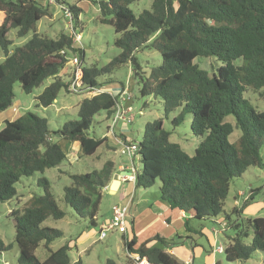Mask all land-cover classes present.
Wrapping results in <instances>:
<instances>
[{"label":"trees","instance_id":"trees-1","mask_svg":"<svg viewBox=\"0 0 264 264\" xmlns=\"http://www.w3.org/2000/svg\"><path fill=\"white\" fill-rule=\"evenodd\" d=\"M56 1L67 6L76 29L79 7L65 0ZM88 1L97 5L100 22L113 27V44L120 52L101 67H81L82 86L78 93L92 94L78 103V119L64 122L54 132L49 130L46 118L30 111L3 122L0 201L7 202L16 196L15 184L21 177L43 173L48 168L59 169L67 160V143H77L84 155H93L98 148L107 146L105 136L90 137L86 130L99 111L104 110L111 117L120 92L113 95L95 89L114 82H100V77L130 62L140 83L139 93L160 98L164 117L177 109L178 114L171 119L174 126L190 114L191 132L201 138L193 154L188 155L169 140L170 132L163 129L161 118L147 122L142 138L135 141L136 163L140 167L136 169L134 189H148L158 180V198L170 209L195 220L213 221L221 215L225 227L222 253L227 261H244L256 250L264 251V217H243L244 204L227 212L223 209L232 179L251 166L264 167L260 152L264 142V110H257L243 96L248 88L259 91L264 87V0H152L151 9L137 15L127 6L136 0ZM44 2L45 5L38 0H0V112L13 105L15 82L29 93L52 78L36 95L38 105L49 106L61 88L69 92V74L66 80L61 74L67 57L78 52L83 59V51L72 42L70 31H61L55 38L37 32L38 21L50 15L49 4ZM10 29L15 30L16 38L27 37L26 41L11 47L13 41L7 37ZM143 49H155L161 57V62L150 67L147 74L134 55ZM198 56H214L222 65L208 74L194 62ZM237 59L240 63L234 64ZM121 89L122 92V85ZM259 95L264 96V90ZM229 115L234 118V125L225 120ZM233 127L239 129L240 135L231 142L228 138ZM117 136L126 139L120 133ZM62 140L64 146L59 143ZM109 149L115 150L113 146ZM113 173L111 159H106L98 169L70 173L69 184L63 187L64 202L77 216L94 224L103 191ZM36 184L42 193L30 195L24 207L12 209L9 214L16 222V264H69L68 243L55 250L49 247L62 232L41 225L47 217L61 219L64 211L50 192L46 177H39ZM183 224L190 232L187 220ZM39 243L47 251L42 260L34 253ZM123 244L128 253L145 257L148 264H180L166 251L176 243L158 235L138 246L134 236L125 238ZM9 247L0 240V249ZM105 264L113 262L107 260Z\"/></svg>","mask_w":264,"mask_h":264},{"label":"rangeland","instance_id":"rangeland-1","mask_svg":"<svg viewBox=\"0 0 264 264\" xmlns=\"http://www.w3.org/2000/svg\"><path fill=\"white\" fill-rule=\"evenodd\" d=\"M38 1L45 5L44 0ZM65 1L71 5L75 4L80 9L79 24L76 25L75 29L76 32H80V41L75 43V46L83 51V59L82 61L80 60L81 67H101L105 65L112 57L120 52V49L113 44L115 36L113 27L100 22L96 4L88 0ZM46 3L49 4L50 15L42 17L38 21L37 32L50 38H55L61 31L69 33V28L66 25L68 20L62 12V8L67 6L63 3L58 4L56 0H46ZM151 3L152 0H136L127 6L134 15H137L142 10H150ZM7 37L13 41L11 47L22 45L27 39V37L16 38L14 29H10L7 32ZM134 55L141 70L145 74L149 72L150 67L158 65L161 62L160 54L155 49L138 50ZM2 57L0 52V61ZM194 62L198 63L199 67L208 74H211L218 66L222 65L214 56H198L194 59ZM233 63L239 64L240 60L237 59ZM70 69L71 66L67 64L62 70L61 74L64 80L67 79ZM106 79L114 80L107 87L111 89L109 91H119L122 85L125 90L124 92L129 96V99H126L124 101L125 103H122L124 106L126 104L130 105V110L127 112V115L132 116V120L130 123L119 120L115 125V135L119 134L121 128H124V135L129 139L139 141L142 138L144 125L149 121L161 118L163 129L170 132L169 140L177 143L186 154H193V150L201 138L191 132V115L186 114L184 119L178 125L174 126L171 119L178 114V110L176 109L168 117H164L163 104L160 98H155L152 95L142 96L139 93L140 83L133 73L130 62L100 77L99 81L102 82ZM51 81L52 78L45 79L40 86L34 88L29 93L24 92L20 84L15 82L13 84V105L17 107V115L30 111L46 118L49 130L54 132L64 122L78 119V103L92 93L88 95L86 92H67L64 88H61L53 103L47 107H42L37 104L36 95ZM261 90H264V87L259 91L248 88L243 93V96L251 105L260 111L264 110V96L259 95ZM8 111L11 112V109ZM225 120L234 125V118L232 116H227ZM110 123L111 117H107L104 110L99 111L93 116L86 133L88 136L94 138H102L105 136L107 147L113 146L116 150L109 148L106 150L104 147H100L93 155L80 153L76 158H67V160H64L60 164L59 169L48 168L43 173L35 172L29 177H21L15 184L16 196L7 202L0 201V240L4 245H10L8 249H0V264H16L17 249L14 242L15 231L12 218L9 214L12 209H21L24 207L30 195H39L42 193V188L36 184L37 179L41 176L48 179L50 192L58 207L64 211V216L61 219L55 220L47 217L41 223L42 226L56 228L62 232L61 237L56 238L50 243V249L55 250L61 245L68 243L70 246V250L68 251L69 264H75L78 260L80 264H105L107 260H111L113 264H127L125 259V246L121 234L113 230H107L104 238L99 237L100 225L109 218L111 211L109 195L103 192L94 224L90 223L88 218L77 216L72 208L63 200V187L69 184L70 180L68 175L70 173H84L98 169L102 166L106 158L116 162H127V167H129L127 157L119 153L120 145L114 144L112 134L107 132V126ZM3 125L1 122L0 129ZM239 135V129L233 127V131L228 139L234 142L238 139ZM59 143L62 146L63 142L59 141ZM260 152L264 163V142ZM136 167H140L139 162L136 163ZM158 188L159 181L157 180L148 189L133 190L135 192L133 202H137L140 198L147 205L150 202H161L158 198ZM237 193H240V195H236ZM249 195L251 196L250 200L247 199ZM243 204V217H264V167L251 166L240 177L233 178L230 182L227 196L224 199V211H229L233 206L241 207ZM185 216L187 226L191 230L187 235L183 234L181 243H176L174 245L175 248L173 247L176 256L181 261L180 264H186L184 262L187 259L186 257H191L192 259V263L188 264H264V251L256 250L244 261H227L224 254L216 250L221 245L223 237L222 230L225 229L224 223L220 218L222 217L221 215L213 221L203 218L200 220L191 219L187 214ZM174 217H171L173 222L171 228H178L180 226L184 229V220L179 218L175 221ZM126 224L130 226L129 218H126ZM227 233L230 234L231 230ZM177 235L180 236L181 234ZM172 237L175 238L176 236ZM34 253L39 260L45 258L47 251L43 243H39Z\"/></svg>","mask_w":264,"mask_h":264},{"label":"crops","instance_id":"crops-1","mask_svg":"<svg viewBox=\"0 0 264 264\" xmlns=\"http://www.w3.org/2000/svg\"><path fill=\"white\" fill-rule=\"evenodd\" d=\"M107 87L100 89V91L111 92L109 91L111 89ZM111 88H116V87H111ZM121 90L122 89H120L119 91L117 90L112 91L111 93L115 95L121 92ZM123 91L125 90L123 89ZM127 105L130 106L129 104H126L125 106ZM16 108L17 107L13 105L7 110L5 109L4 111H1L2 114L0 115V123L1 122L3 123L5 120H13L17 118L19 115H17ZM9 109H11V112L8 111ZM123 130L124 128H121L119 133L122 134L126 139H129L126 135H124ZM62 142H63L62 146H64L65 141L62 140ZM64 147H66L65 152L68 159L76 158L81 153L80 147L77 143H67V145ZM109 147L110 146L108 147L105 146L104 148L108 150ZM113 164H114V173L111 181L114 180L115 178H118L117 185L113 190H110V184H109L103 192H106L109 195L111 202L110 206L115 204L124 205L127 202H130L129 216H128V218L130 219V226H127L126 232L124 234L119 233L122 236V240H124L125 238L130 239L134 236L135 246H138L141 242L158 235L160 237L165 238L167 241L172 240V242L181 243V241L183 240V234L187 235L189 231H187V229H185L184 226H183L184 229H182L180 226L178 228L176 227L171 228V225L173 223L171 217L175 216L174 217L175 221L179 218L185 221L187 220L185 214L181 211L170 209L168 204L166 202H162L161 200H160L161 202H156V201L150 202L148 205L143 202L142 198L138 199L137 202H133V198L135 197L134 183L131 180L120 178L121 175L128 174L127 162L113 161ZM132 194L133 196L131 197ZM237 195H240V193H237ZM109 218L103 222H107ZM177 234H181V235L178 236ZM172 236H176L175 237L176 239L173 238ZM153 242H151L150 244H152ZM173 247L170 249H166V251L171 255H173L178 260V262L181 263L179 257H177L174 252L175 247L174 248ZM186 258L187 259L184 260L186 264L192 263L191 257H186ZM125 259L127 261V264H132L131 262L132 259L128 255L126 248H125Z\"/></svg>","mask_w":264,"mask_h":264},{"label":"built area","instance_id":"built-area-1","mask_svg":"<svg viewBox=\"0 0 264 264\" xmlns=\"http://www.w3.org/2000/svg\"><path fill=\"white\" fill-rule=\"evenodd\" d=\"M63 14L68 20L66 25L69 28L71 35L73 36L72 42L75 44L80 41V32H76V30L73 28L72 15L67 7H63ZM61 53H64V51L61 50ZM67 64L71 66V69L69 71L68 90L70 92L78 93L80 87L82 86L81 61L78 52L71 53L67 57L66 65ZM95 90L100 91V89H95ZM118 95H119V101L116 104L113 114L111 115V123L110 125L107 126V132H110V134H112V138L115 144L120 145L119 153L121 155L126 156L128 160L129 173L127 175H121L120 178L131 180L134 183L136 169H137L136 167L137 143L135 141H131L130 139H123L114 134L115 125L118 123L119 120H122L127 123H130L132 120V116L127 115V112L130 110V107L124 106L122 103L124 100L129 99V96L124 91L120 92V94ZM129 206H130V202H127L124 205L115 204L111 206V214L109 220L100 225L99 228L100 238L105 237L106 235L105 233L107 230H113L121 234H124L126 232V228H127L126 218H128L129 216ZM216 250L222 252V246L219 245ZM128 255L132 259V264H148L145 257H139L138 255H134L130 253H128Z\"/></svg>","mask_w":264,"mask_h":264},{"label":"water","instance_id":"water-1","mask_svg":"<svg viewBox=\"0 0 264 264\" xmlns=\"http://www.w3.org/2000/svg\"><path fill=\"white\" fill-rule=\"evenodd\" d=\"M117 182H118V178H115L114 180L111 181L110 190H113L115 188V186L117 185ZM12 223L15 224L16 222L14 220H12Z\"/></svg>","mask_w":264,"mask_h":264}]
</instances>
